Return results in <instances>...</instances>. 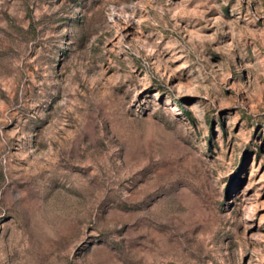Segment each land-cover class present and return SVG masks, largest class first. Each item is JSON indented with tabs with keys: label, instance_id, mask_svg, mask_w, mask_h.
Wrapping results in <instances>:
<instances>
[{
	"label": "rangeland",
	"instance_id": "rangeland-1",
	"mask_svg": "<svg viewBox=\"0 0 264 264\" xmlns=\"http://www.w3.org/2000/svg\"><path fill=\"white\" fill-rule=\"evenodd\" d=\"M0 264H264V0H0Z\"/></svg>",
	"mask_w": 264,
	"mask_h": 264
}]
</instances>
